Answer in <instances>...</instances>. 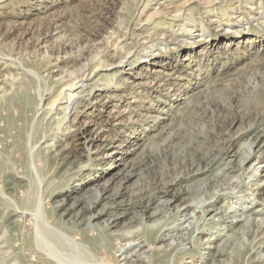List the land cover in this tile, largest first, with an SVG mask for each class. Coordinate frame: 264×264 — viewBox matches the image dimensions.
I'll return each instance as SVG.
<instances>
[{"label": "rangeland", "instance_id": "1", "mask_svg": "<svg viewBox=\"0 0 264 264\" xmlns=\"http://www.w3.org/2000/svg\"><path fill=\"white\" fill-rule=\"evenodd\" d=\"M0 264H264V0H0Z\"/></svg>", "mask_w": 264, "mask_h": 264}, {"label": "bare ground", "instance_id": "2", "mask_svg": "<svg viewBox=\"0 0 264 264\" xmlns=\"http://www.w3.org/2000/svg\"><path fill=\"white\" fill-rule=\"evenodd\" d=\"M255 143H253L254 146ZM107 157L114 159V153L109 154ZM119 164L117 166H114V168L118 167ZM127 178V176L124 177H115L113 174H111V176L109 178H107V180L105 181H101L100 183H98L97 187L99 189V200H103L105 202L104 206L107 207H122L123 206V201H120L118 199L119 196H122V190L123 189V184L126 181L125 179ZM117 181V183H115ZM167 188V187H166ZM166 195H169L170 192H166L164 193ZM170 199L166 200V203L168 205L171 204L172 199L175 198V195H170ZM81 199H71L68 201V207L63 209V215L66 214L67 211H71L73 212V210H78L81 209L83 207L82 202L80 201ZM66 204V203H65ZM64 205V204H63ZM190 206V204H188L186 201L183 202V204L181 205V209L180 210H186L188 207ZM177 209V208H176ZM122 216H125V213H123V215H118V216H114L110 219L109 226L110 227H115L119 222V218H121ZM95 218V217H92ZM86 241L87 243L91 246V248L93 249H99L101 250L102 247L100 246L99 242L97 241L96 237H91L88 236L86 237Z\"/></svg>", "mask_w": 264, "mask_h": 264}]
</instances>
